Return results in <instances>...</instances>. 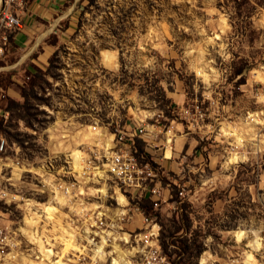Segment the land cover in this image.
<instances>
[{
    "label": "rangeland",
    "instance_id": "374dc122",
    "mask_svg": "<svg viewBox=\"0 0 264 264\" xmlns=\"http://www.w3.org/2000/svg\"><path fill=\"white\" fill-rule=\"evenodd\" d=\"M227 5L88 0L45 70L22 83L28 100H14L25 108L6 111L8 98L0 99L2 131L29 169L0 194V224L18 233L17 264H64L57 251L74 254L67 264H126L137 249L130 234L145 228L140 198L118 190L102 166L96 178H77L69 199L55 194V156L73 157L81 172L89 155L107 154L117 130L138 124L144 136L182 124L197 141L164 178L174 192L157 222L160 239L163 232L205 249L182 258L169 245L174 264H264V8L247 25ZM5 7L14 4L0 0V17ZM167 99L176 105L170 117L161 110ZM196 104L203 120L184 114ZM49 160L54 168L42 170ZM183 203L189 227L177 232Z\"/></svg>",
    "mask_w": 264,
    "mask_h": 264
},
{
    "label": "built area",
    "instance_id": "2783aa9c",
    "mask_svg": "<svg viewBox=\"0 0 264 264\" xmlns=\"http://www.w3.org/2000/svg\"><path fill=\"white\" fill-rule=\"evenodd\" d=\"M27 0H8L9 4L23 5ZM22 28V21L14 13V8L11 10L5 7L0 17V57L4 56L6 48L10 41V35ZM183 113V110L180 112ZM193 113L196 120H203L205 113L202 108L196 104L194 112L192 109H185V115ZM94 130L97 127H93ZM143 124H138L134 130L132 137L123 129L117 130L114 134L113 146L105 149L107 154L101 157V154L95 152L83 160V167L81 172L74 168L73 157L59 158L55 156V194H63L64 197H71L74 193L77 178L80 176H92L96 178L100 172V166L104 167V171L116 180L118 190H131L137 194L139 198H148L153 202L154 209L160 208L164 199V192H170V184H164V178L167 177V172L163 167L156 163L151 164L147 161H141L135 154L133 145L134 138L142 137L146 134ZM133 139V140H132ZM15 144L11 143L2 131L0 124V194L5 193L3 185L7 187H14L15 174L19 175L21 179L25 173L29 171L25 164L20 161L19 150ZM109 155V156H108ZM102 158V159H101ZM59 159L62 164H58ZM60 165V170L63 173L60 175L57 170ZM54 168L52 160L47 161L42 165V170H51ZM96 170V171H95ZM82 174V175H81ZM69 180H62V179ZM58 179V181H57ZM171 194V192H170ZM62 195V196H63ZM179 198H184V189L179 191ZM15 201L14 199H12ZM11 200V201H12ZM144 220L145 228L138 233H131L130 238L134 235V241L137 244L136 251L127 256L126 264H173L168 257L163 253L160 243V226L156 217L146 215L140 207H137ZM18 233L11 225L0 224V264H17L16 258L18 247ZM127 243L129 242L126 241ZM79 260L86 259V248H80L77 252ZM72 252H67L66 257L64 253L57 251L55 257L56 261L67 264ZM124 264V261L112 260V263Z\"/></svg>",
    "mask_w": 264,
    "mask_h": 264
},
{
    "label": "crops",
    "instance_id": "0c3cea01",
    "mask_svg": "<svg viewBox=\"0 0 264 264\" xmlns=\"http://www.w3.org/2000/svg\"><path fill=\"white\" fill-rule=\"evenodd\" d=\"M86 3L88 0H27L14 6L22 28L12 34L4 56L0 57V99L21 98L22 83L36 70H45L58 46L76 30L78 16ZM124 129L132 137L135 127L129 125ZM184 131L182 124H175L167 131L160 129L155 135L134 140L140 139L152 160L168 173L184 163L178 161L184 150L189 154L197 145L196 139ZM170 198V192L165 190L163 202Z\"/></svg>",
    "mask_w": 264,
    "mask_h": 264
},
{
    "label": "trees",
    "instance_id": "16d2710c",
    "mask_svg": "<svg viewBox=\"0 0 264 264\" xmlns=\"http://www.w3.org/2000/svg\"><path fill=\"white\" fill-rule=\"evenodd\" d=\"M227 3H233L232 6L227 5L229 10H232L235 12L236 17H242L245 19V22L247 25H250L249 20L252 18V16L254 15L255 11L257 10L258 7H263L264 8V0H226ZM12 40V34L10 35V41ZM55 54V53H54ZM53 57V56H52ZM51 57V58H52ZM52 59H50L51 62ZM242 74L241 71L237 72V75ZM30 77V76H29ZM36 78V76H34ZM33 79L31 84L29 85L30 89H33L34 85H35V80ZM22 92V96L25 100H28V92L25 88H22L21 90ZM163 99H165V94H163ZM167 102H171L169 101V99L166 100ZM7 106L5 108L6 111H12L14 110V105L16 106H20V109H24L26 105H20L18 104L19 102L15 101L12 98H8L7 99ZM168 103V104H169ZM167 105L163 106L161 108V110L164 111L165 115L170 117L172 114V110H174L176 108V105L174 103H170V107L167 108ZM24 111V110H23ZM20 117H25V115H22ZM6 136V135H5ZM133 149L134 152L136 154V156L141 160V161H147L150 162L153 165H156V163L152 160L151 155H149L144 148L143 142L141 140H139L138 138L136 140H134V145H133ZM165 183V182H164ZM173 190H172V194H173ZM179 193V192H177ZM177 193H174V195L177 196ZM179 195V194H178ZM176 201H181L178 200V198H176ZM139 207L140 209L148 216H154L156 217V219L158 220V218L161 217V214L159 212V209L155 210L154 206H153V202L148 199V198H140V202H139ZM182 210V214H180L181 218L183 220V226L182 227H177V232L180 229H184V231H186L189 227V218L187 216V212H186V204H182V206L179 208ZM167 239V240H166ZM160 243H161V247L163 250V253L168 257V259L174 264L173 260L171 259L170 255L168 254V247L169 245H173L175 247L174 249V253H176L177 256H181L182 258H184L186 255H188V257H191L193 255L192 250H194V255L197 257L199 254H201L204 251V247L202 245H196V242L193 241L192 244L190 245L188 243V240L186 239L185 241H179V238L176 237V235H165L162 232L161 235V239H160ZM176 243H179V246H175Z\"/></svg>",
    "mask_w": 264,
    "mask_h": 264
},
{
    "label": "bare ground",
    "instance_id": "6f19581e",
    "mask_svg": "<svg viewBox=\"0 0 264 264\" xmlns=\"http://www.w3.org/2000/svg\"><path fill=\"white\" fill-rule=\"evenodd\" d=\"M120 201H121V199H120ZM243 234H244V233L241 232V231H237V232H236V235H237L238 239L241 238ZM115 262H116V261H115Z\"/></svg>",
    "mask_w": 264,
    "mask_h": 264
}]
</instances>
